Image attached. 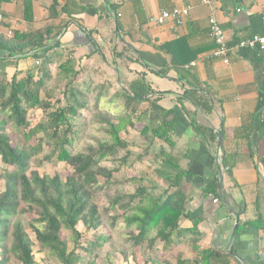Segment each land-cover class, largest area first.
Instances as JSON below:
<instances>
[{
	"label": "crops",
	"instance_id": "obj_1",
	"mask_svg": "<svg viewBox=\"0 0 264 264\" xmlns=\"http://www.w3.org/2000/svg\"><path fill=\"white\" fill-rule=\"evenodd\" d=\"M54 2L56 19L50 18ZM64 6L70 15L61 14ZM185 8L190 11L181 26L151 23L164 11ZM0 10V35L49 26L61 32L48 50L32 56L8 58L0 52V71L8 80L33 71L49 54L55 58L54 77L61 63L73 60L84 87L94 80L99 84L93 88L107 84L118 93L144 76L158 94V106L177 113L172 156L185 174L179 187L190 216L180 227L190 230L199 221V235H187L189 244L179 251L185 260L194 259L190 239L200 236L199 249L212 254L201 264H264V52L236 48L264 35V0H214L211 7L202 0H71L70 6L66 0H0ZM211 17L233 47L228 65L214 56ZM199 89L194 97L209 111L184 98ZM221 132L223 141L212 143L211 136ZM223 154L237 160L231 176L223 171ZM213 183L219 200L205 193Z\"/></svg>",
	"mask_w": 264,
	"mask_h": 264
},
{
	"label": "trees",
	"instance_id": "obj_2",
	"mask_svg": "<svg viewBox=\"0 0 264 264\" xmlns=\"http://www.w3.org/2000/svg\"><path fill=\"white\" fill-rule=\"evenodd\" d=\"M66 4L70 6L71 0H66ZM58 7V2H54L50 18L60 16ZM61 14L70 15L67 6L62 8ZM60 33L49 26L37 32H16L11 37L0 35V52L6 53L8 58L32 56L48 50ZM54 62L52 54L46 55L33 71L23 75L16 73L9 80L6 72L0 71V264H35V243L59 264H86L85 255L94 256L87 264H98L100 256L97 252L112 239L111 235L98 232L103 219L96 198L103 196L106 198L104 212L111 221V229L122 221L128 231V242L142 252L143 264L211 261V252L198 247L200 236L190 239L193 240L194 259L185 260L179 251V246L189 244L187 235H199V221H194L190 230L180 227V221L190 219V216L187 198L179 187L185 174L179 173L172 156L177 146V113L163 111L158 106L159 98H155L158 94L146 84L144 76L110 98L111 103H122L121 113H106L101 109V103L108 97V91L105 93L104 89L108 90L109 85L102 84L100 89V86L89 85L76 87L75 81L81 73L75 71V62L61 63L55 77L52 72ZM200 90L186 92L184 98L209 111L202 100L194 97ZM93 91L98 92L91 107L89 94ZM53 98L56 104H52ZM142 105L148 108L139 116L138 109ZM37 110L42 111L45 119L33 125L29 115ZM85 112L90 117L86 126L94 125L97 127L95 132L104 136L98 138L89 132L94 144L78 152L74 151V144L79 135V121L88 117ZM144 119L148 123L139 135L145 140L146 148L139 160L153 156V171L168 187L153 183L149 189L139 185L133 194H129L120 188L123 183L116 177L123 169L133 167L130 145L122 135L135 130L136 121ZM12 124L22 135L21 144L8 133ZM40 134L42 138L36 140V135ZM34 137L35 145L31 144ZM218 138L223 141L222 132L219 136H211L210 141L215 144ZM53 160L71 169L64 180L58 173L50 176L35 169ZM221 164L225 174L231 176L237 160L223 154ZM143 182L141 178H130L128 183ZM112 185L116 192L108 197L106 190ZM205 193L217 200L220 198L217 183ZM80 225L84 228L83 233L78 230ZM64 231L74 246L71 251L68 241L62 238ZM225 257L226 260L230 258L229 255Z\"/></svg>",
	"mask_w": 264,
	"mask_h": 264
},
{
	"label": "rangeland",
	"instance_id": "obj_3",
	"mask_svg": "<svg viewBox=\"0 0 264 264\" xmlns=\"http://www.w3.org/2000/svg\"><path fill=\"white\" fill-rule=\"evenodd\" d=\"M88 83H90L88 81ZM96 82L93 80L92 83H90V86L92 87ZM99 84V83H96ZM110 84V83H109ZM106 85V84H105ZM74 86H83L82 78H77L75 81ZM88 86V84H86ZM100 86L99 89L103 86L102 84L98 85ZM63 89V88H62ZM107 89H104V92L106 93L108 91V97L103 98L101 103V109L106 110V113H109L111 115L121 113L123 111V105L116 102L111 103L109 102L110 98L113 97L115 93V89L113 86L110 85V87ZM124 89V88H123ZM122 89V90H123ZM121 90V88H120ZM121 90V91H122ZM98 92V91H97ZM95 91L90 92L89 99L91 102V107L94 104V97L96 95ZM59 98V96H58ZM55 103V98H53L52 104ZM56 106V105H55ZM147 105H142L138 109V115L142 112H144L147 109ZM84 115H89L87 112L84 113ZM29 118L31 119L33 125H37L40 120L45 119L44 114L41 110L30 112ZM136 121V120H135ZM90 122V117H86L84 120H80V127L77 129L79 135L77 136V141L74 144V151H82L85 147H87L89 144H94V141H91L90 136H88L89 132L91 134H94L98 138H102L104 135L100 133H96L95 130L97 127L94 125H89V128L86 126ZM148 123L147 119L136 121V129L135 130H129L127 133L123 134V139L127 141L130 145L129 151L132 152L133 156L130 158L133 167L132 168H125L121 171L119 175L116 177L119 179V181H122L123 186L120 188H123L126 190L127 193L133 194L135 190L138 188V186L142 185L146 188H151L152 184H158L161 187H164L165 185L162 184L161 178H158L156 174L154 173V164L153 162V156H146L143 159L139 160V156L142 154V151L144 150L145 144L144 139L139 135V131L142 130L144 125ZM33 128H31L32 130ZM8 133L11 135L12 138H17V140L21 144V134L19 129L14 125H10L8 128ZM36 140H39L42 138V135H36ZM35 137L32 139L31 144H36ZM47 152V149H46ZM124 154V153H123ZM2 165L0 164V167ZM40 174L50 175L54 176L56 173L60 174L61 178L64 180L71 172V169L67 167L64 164L58 163L56 160H53L50 163H44L43 166L39 168H35ZM130 178H137V179H143L144 182L141 184L138 183H128ZM116 187L112 185L111 187H108L106 190V196H113L116 192ZM0 191H2V185L0 182ZM96 202L99 205L100 212L103 219V225L99 229V234H106L111 235L112 239L109 243L105 244L104 248L98 251L97 253L100 256V259L97 260L98 264H108V262H112V264H143L142 260V252H139L136 250V248H133L132 244L128 242L127 240V230L125 229V225L120 221L114 229H111V221L109 220L108 215H106V212H104V209L106 208V198L103 197H97ZM25 222V221H24ZM78 230L80 232H84V228L80 225L78 226ZM27 232H29L33 242L35 241L34 236L30 232L29 229H27ZM62 238L66 241H68V250L71 251L73 249V244L69 238V235L66 231L62 233ZM84 242V239L82 240ZM34 255H35V264H59L56 261H54L51 257L46 256L45 253H43L39 247L38 244L35 243V246L33 248ZM125 252V254H123ZM137 252V253H136ZM136 253V261L133 259L134 255ZM94 256L93 255H85V263L87 264L89 260H91ZM10 264H14V262H11ZM83 264V263H79Z\"/></svg>",
	"mask_w": 264,
	"mask_h": 264
},
{
	"label": "built area",
	"instance_id": "obj_4",
	"mask_svg": "<svg viewBox=\"0 0 264 264\" xmlns=\"http://www.w3.org/2000/svg\"><path fill=\"white\" fill-rule=\"evenodd\" d=\"M202 3L206 6L211 7L214 3V0H202ZM189 11L190 8L164 11L159 16L153 18L151 20V23L160 26L169 21H172L176 23V25L181 26L184 19L189 15ZM118 16L120 17V15ZM3 22L4 15L0 10V24H2ZM209 33L216 46L214 56L222 58L223 62L228 65L229 55L232 52L233 47L228 44L225 31L220 27L219 23L213 17L209 19ZM8 35L12 36V31L8 32ZM236 48L243 50H259L264 52V35H255L251 38L242 40L236 45ZM40 63V61H36V66H39Z\"/></svg>",
	"mask_w": 264,
	"mask_h": 264
},
{
	"label": "water",
	"instance_id": "obj_5",
	"mask_svg": "<svg viewBox=\"0 0 264 264\" xmlns=\"http://www.w3.org/2000/svg\"><path fill=\"white\" fill-rule=\"evenodd\" d=\"M219 148H220V143H219ZM218 170H219V175H220V178L222 179V168H221V166H219L218 167ZM235 232H236V228H235V230H234V234H233V237L235 236Z\"/></svg>",
	"mask_w": 264,
	"mask_h": 264
}]
</instances>
